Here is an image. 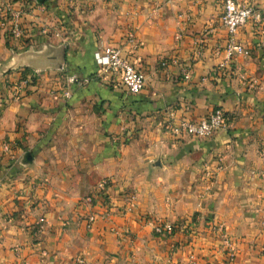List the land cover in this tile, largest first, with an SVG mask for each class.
<instances>
[{
  "label": "crops",
  "instance_id": "crops-1",
  "mask_svg": "<svg viewBox=\"0 0 264 264\" xmlns=\"http://www.w3.org/2000/svg\"><path fill=\"white\" fill-rule=\"evenodd\" d=\"M221 12L222 0H0V264H264V49L248 22L233 40L250 55L227 59ZM104 46L124 47L139 93L102 72ZM31 74L37 89L11 98ZM217 108L225 127L209 137L166 128Z\"/></svg>",
  "mask_w": 264,
  "mask_h": 264
},
{
  "label": "built area",
  "instance_id": "built-area-1",
  "mask_svg": "<svg viewBox=\"0 0 264 264\" xmlns=\"http://www.w3.org/2000/svg\"><path fill=\"white\" fill-rule=\"evenodd\" d=\"M6 17H2L0 25H4ZM222 26L228 33L227 59L234 60L237 57H247L250 55L249 48L237 43L233 40L236 32L248 22L254 23L259 30L261 36L260 47L264 49V10L256 8L250 3L241 2L239 0H222V12L220 18ZM6 23V22H5ZM18 22L9 24L7 31L12 37H20L24 34L25 29ZM39 34L47 35L50 29L43 27L39 29ZM53 36H59V32L55 31ZM133 34L129 33L127 43L133 42ZM95 61L105 75L116 76L122 83L123 87L131 94L139 93L146 85V78L137 69L135 63L130 60L129 56L124 53L122 46H104L95 54ZM39 77L37 75H27L19 83L10 88L11 98H20L28 90L37 89ZM75 78L70 76L67 82L73 83ZM86 81V80H85ZM68 95V92H65ZM225 127L224 112L217 108L210 111L199 122H189L181 120L176 124H170L166 128L168 132L175 138L185 136H193L197 138L209 137L218 130ZM258 158L262 162V170L260 176L264 180V144L258 151ZM106 185L105 180L99 182L95 188L94 195L98 199L100 206L106 203ZM95 220L94 214H89L87 223L91 224ZM174 227L168 224H156L154 231L158 235H171ZM234 254L230 252L229 259L232 260ZM82 264L83 261L79 260Z\"/></svg>",
  "mask_w": 264,
  "mask_h": 264
},
{
  "label": "trees",
  "instance_id": "trees-1",
  "mask_svg": "<svg viewBox=\"0 0 264 264\" xmlns=\"http://www.w3.org/2000/svg\"><path fill=\"white\" fill-rule=\"evenodd\" d=\"M22 29H23V26L21 27ZM33 74H31V76H32ZM2 107H3V102L1 101L0 102V110L2 109Z\"/></svg>",
  "mask_w": 264,
  "mask_h": 264
}]
</instances>
